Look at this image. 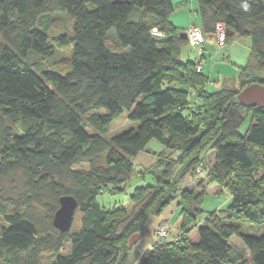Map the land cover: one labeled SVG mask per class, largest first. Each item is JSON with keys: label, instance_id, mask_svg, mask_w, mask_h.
I'll use <instances>...</instances> for the list:
<instances>
[{"label": "trees", "instance_id": "16d2710c", "mask_svg": "<svg viewBox=\"0 0 264 264\" xmlns=\"http://www.w3.org/2000/svg\"><path fill=\"white\" fill-rule=\"evenodd\" d=\"M195 1L205 41H216L218 24L224 44L250 39L237 77L213 94L197 70L205 52L197 62L180 60L189 44L169 22L172 0H0V181L19 172L24 187L13 211L0 203L6 223L0 264H41L47 253L55 255L50 264H127L137 243L130 246V239L141 237L177 193V240L157 242L135 264H264V234H245L239 225L264 223V108L244 107L236 98L247 86L264 84V0ZM50 13L67 15L71 30L42 26ZM154 28L164 36L153 35ZM58 46L70 48L59 68L27 64L30 53L50 59ZM123 110L137 128L106 138ZM244 114L250 125L240 135ZM151 140L165 148L153 184L135 189L129 213L105 210L97 197L121 191L132 158ZM209 152L210 182L228 191L230 203L199 225L203 193L178 192L173 179L179 167L180 180L191 177ZM80 164L88 169H75ZM66 195L78 204L74 232L60 233L52 223L41 229L20 210L40 205L51 219Z\"/></svg>", "mask_w": 264, "mask_h": 264}, {"label": "rangeland", "instance_id": "374dc122", "mask_svg": "<svg viewBox=\"0 0 264 264\" xmlns=\"http://www.w3.org/2000/svg\"><path fill=\"white\" fill-rule=\"evenodd\" d=\"M173 3V13L169 18V22L174 25H184L188 24H199L198 18L194 15V11L197 10V4L195 0H172ZM42 26L49 29H56L54 23L59 26L65 27L67 31L71 30V19L62 13H50L42 17ZM49 31V30H48ZM186 31V30H185ZM184 31V35H185ZM112 32H114L112 30ZM115 36L113 33L109 34V40L114 43ZM187 40V37L185 36ZM188 42V40H187ZM241 46L240 52L244 51L250 46V39L246 38H236L235 42L232 44L222 43V47L218 46L215 41H206L204 58L202 57L200 62H198V67L202 69V72L208 77V84L204 87L205 92L208 94H213L220 91L224 86L223 82L225 80H232L233 77H237L239 71L236 61L239 64L242 63V58L247 56H237L233 54V50H236V46ZM224 47V48H223ZM230 52L233 57L230 58ZM181 61H191L197 62L199 59L198 52L195 48L190 46H185L182 48ZM70 56L69 47H60L56 49V53L52 58H41L35 54L30 53L26 59L28 65L33 68L38 66H44L46 68L58 67L61 61L67 59ZM199 61V60H198ZM245 61V60H244ZM200 71V70H199ZM218 80V81H217ZM178 87V86H175ZM191 99V98H190ZM100 113H104L101 110ZM138 122L131 121L129 119V112L123 110L122 113L116 118L108 127L107 133L104 135L106 138H111L113 136L119 135L121 133L127 132L137 128ZM250 125V117L246 114L243 115V121L238 128V133L243 135ZM165 152V148L157 140H151L146 146L145 150L138 153L134 158H132V170L128 182L122 186L121 191L110 193L105 192L99 195L96 199L98 204L107 211H113L118 208H123L126 213H129L132 207L130 197L134 194L136 188L145 187L147 185L153 184L155 175L159 174L161 166L158 164V160L161 155ZM210 153V152H209ZM207 153L205 161L203 162V168H199L197 172L191 174V177L186 175L180 180L179 174L181 167L176 171L175 178L173 182L176 184L178 192L182 190L193 191L195 194H202L200 209L202 213L196 217V222L199 225L204 221L206 216L214 211L225 210L229 203L228 191L222 186L210 182V178L207 174V169L209 164H211L213 157L212 154ZM75 169L86 171L88 166L86 164H80L75 167ZM23 179L19 172H13L9 178L0 181V203L5 206L6 212L13 211L14 205L20 204L19 194L23 191ZM110 191V188L108 189ZM181 198L180 194L177 193L172 199L170 204H168L164 211L157 217H151L143 232V235L137 241L134 246L133 251L129 254L127 264H135L137 257H140L143 253L150 250L157 242L156 229L160 225H166L168 233L164 240L166 242L176 241L177 236L180 232V204ZM13 204L12 206L10 205ZM22 212H27L33 220L38 222L41 229L47 228L49 224L52 223L51 219L47 215V209L45 207L31 204V207H20ZM54 215V214H53ZM79 218L80 214L76 211L73 219V223L70 231L74 232L79 229ZM242 232L250 235H263L264 234V223L263 224H252L249 222H240ZM6 226L3 217L0 215V229ZM231 245L238 249L246 258L249 257V252L244 247L242 242L236 238L232 237L230 239ZM69 252V243L65 242L60 250V254H67ZM55 255L53 253H47L42 255L41 264H50L54 259Z\"/></svg>", "mask_w": 264, "mask_h": 264}, {"label": "water", "instance_id": "95a60500", "mask_svg": "<svg viewBox=\"0 0 264 264\" xmlns=\"http://www.w3.org/2000/svg\"><path fill=\"white\" fill-rule=\"evenodd\" d=\"M185 38L184 33L181 35ZM237 101L244 107L257 106L264 108V84L254 83L237 94ZM78 208L76 200L70 196H62L58 199V208L52 218V226L60 233H67L71 229L74 215ZM140 239V235H134L129 245L133 246Z\"/></svg>", "mask_w": 264, "mask_h": 264}, {"label": "built area", "instance_id": "2783aa9c", "mask_svg": "<svg viewBox=\"0 0 264 264\" xmlns=\"http://www.w3.org/2000/svg\"><path fill=\"white\" fill-rule=\"evenodd\" d=\"M194 15H196L195 12H194ZM151 33L153 35L159 36V37L164 36L161 32H159L155 28L152 29ZM185 36L187 37L189 46L193 47L197 50L198 57L202 56L204 53L203 47H204L205 39H204V36L202 34L200 27L194 23L191 24V26L185 31ZM215 38H216L218 45L221 46L223 41L225 40V31H224L223 25L218 24L215 27ZM200 60H199V62H200ZM197 70L199 71L200 68L198 67ZM167 233H168L167 226L166 225H160L156 229V234H155L158 242L163 241L164 238H166Z\"/></svg>", "mask_w": 264, "mask_h": 264}, {"label": "crops", "instance_id": "0c3cea01", "mask_svg": "<svg viewBox=\"0 0 264 264\" xmlns=\"http://www.w3.org/2000/svg\"><path fill=\"white\" fill-rule=\"evenodd\" d=\"M175 24V23H174ZM173 23H172V25L175 27V28H177L178 30H182V31H185V30H187L190 26H191V24H188L187 26H184V25H174ZM233 42H235V40H232V41H230L229 43L230 44H232ZM215 43H216V41H215ZM229 43H227V44H229ZM205 44H206V41H205V43H204V48H205ZM241 48V46L239 45V46H236V50H233L232 52H233V54H235V55H237V56H245V54H247V56H245L244 58H242V63H240L239 64V61H236V62H238V63H236V65L238 66V67H240V66H242V65H244V63H245V61H246V59H247V57H248V54H249V47L248 48H246L244 51H241L240 52V48ZM224 48V47H223ZM233 54L230 52V58H232L233 57ZM180 60H181V54H180ZM245 60V61H244ZM202 72V71H201ZM235 77H233V79H234ZM209 154H212V156H214V154H213V152H210Z\"/></svg>", "mask_w": 264, "mask_h": 264}]
</instances>
